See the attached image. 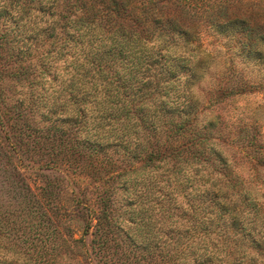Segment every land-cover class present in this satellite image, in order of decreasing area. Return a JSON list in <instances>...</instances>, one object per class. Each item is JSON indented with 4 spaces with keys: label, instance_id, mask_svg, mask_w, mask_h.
I'll list each match as a JSON object with an SVG mask.
<instances>
[{
    "label": "trees",
    "instance_id": "obj_1",
    "mask_svg": "<svg viewBox=\"0 0 264 264\" xmlns=\"http://www.w3.org/2000/svg\"><path fill=\"white\" fill-rule=\"evenodd\" d=\"M261 7L264 0H0V64L15 78L13 103L0 83V158H17L20 188L14 208H0V235L46 263L54 193L38 199L18 172L26 158H50L38 164L55 171L63 158L106 188L98 212L88 185L75 193L86 211L76 241L84 247L92 234L107 250L112 235L134 264L137 251L170 264H264V204L216 143L218 117L201 119L193 90L217 59L204 32L231 60L264 61ZM248 91L217 87L213 101ZM248 135L239 140L246 158L264 170V143ZM121 190L130 206L123 220L113 210ZM142 197L148 206L137 204Z\"/></svg>",
    "mask_w": 264,
    "mask_h": 264
},
{
    "label": "rangeland",
    "instance_id": "obj_2",
    "mask_svg": "<svg viewBox=\"0 0 264 264\" xmlns=\"http://www.w3.org/2000/svg\"><path fill=\"white\" fill-rule=\"evenodd\" d=\"M260 14L264 19V7H261ZM200 38L203 47L207 51H213V56L217 57L212 73L207 75L203 83L193 89L199 100L200 109L203 110L201 119L208 122L218 117L221 131L217 134L216 143L229 157L235 171L245 180L247 188L258 201L264 204V170L256 169L255 162L246 158L249 148L239 141L241 136L249 134V137L257 135L264 143V61H245L237 57L231 60L226 54V49L219 47L218 41L209 36L207 32L202 33ZM217 47L220 49L215 52ZM11 68L4 62L0 64L2 74L0 83L5 88L8 103H13L14 100L15 78L12 76ZM234 86L247 87L249 91L235 97L225 98L221 103L213 101L215 99L213 92L217 87ZM211 104L212 107L209 109ZM49 160L50 158L38 159L36 163L31 158H26L24 168L18 172L21 176L19 186L24 185L31 189L38 199L43 198L42 190L52 189L54 193L55 214L50 212L53 224L51 222L50 227L46 228V232L50 230L54 233V239H50L53 243L48 247L51 254L46 256V263L39 264H134L135 260L126 258L125 251L120 247L122 243L119 240L115 241L112 235L107 250L92 243L94 239L92 234L88 235L85 240L86 247L76 242L82 240L83 232L80 227L85 221L83 217L86 211L76 206L75 193L88 185L87 203L98 212L101 211V206L98 204L97 197L106 188L100 185L98 179L94 178L90 171L81 173V169H77L76 165H72L63 158L57 165V171L42 170L38 163H46ZM16 164L18 160L15 157L11 156L9 160L6 157L0 158V208L5 209L8 206L14 208L15 201L13 200L12 205L10 199L20 193V188L15 192L13 187V181L16 180L14 179ZM95 186L102 188V191L96 190ZM140 190L143 189L139 188ZM122 192L121 190L117 197L119 200L114 202L113 209L116 218L119 217L120 220L125 218L123 213L130 209L128 199L121 201ZM141 199L137 201V204L143 202V206L149 205L145 197ZM137 204L133 207L137 208ZM48 210V207L44 208L45 212ZM57 215H59L58 219ZM33 252L32 246L26 247L16 239L0 235V264H37L35 257L32 256ZM137 254V259H140L137 264H170L158 257H148L146 251H137Z\"/></svg>",
    "mask_w": 264,
    "mask_h": 264
}]
</instances>
